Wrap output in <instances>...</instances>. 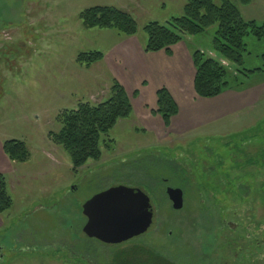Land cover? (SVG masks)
Listing matches in <instances>:
<instances>
[{"label":"rangeland","instance_id":"rangeland-1","mask_svg":"<svg viewBox=\"0 0 264 264\" xmlns=\"http://www.w3.org/2000/svg\"><path fill=\"white\" fill-rule=\"evenodd\" d=\"M232 1L245 20L264 22V0ZM186 2L0 0V144L21 140L30 151L27 161H11L1 172L13 205L0 213V264H114L116 253L135 246L181 264H264V73L243 74L224 59L214 48L215 27L188 35L184 43L191 54L199 49L226 65L230 84L223 94L198 96L190 65L180 95L172 86L175 100L185 106L168 127L152 110L157 89L176 79L178 56L165 62L144 55L137 70L147 82L126 84L130 95L136 90L134 110L103 137L99 161L90 159L74 171L70 154L50 136L60 131L65 110L110 97L120 73L111 55L127 40L147 42L145 25L181 16ZM93 6L131 13L138 24L135 38L115 28L84 27L80 14ZM246 42L249 51L239 68L263 67L264 38L248 36ZM91 51L105 58L90 66L78 61ZM182 63L180 54V70ZM174 124L190 129L176 133ZM3 152L0 160H10ZM119 185L149 195L151 227L120 244L81 238L87 222L82 205ZM168 186L184 190L181 209L173 207Z\"/></svg>","mask_w":264,"mask_h":264},{"label":"trees","instance_id":"trees-1","mask_svg":"<svg viewBox=\"0 0 264 264\" xmlns=\"http://www.w3.org/2000/svg\"><path fill=\"white\" fill-rule=\"evenodd\" d=\"M243 2L247 3L249 0ZM80 17L86 28H115L127 36H134L138 32V24L132 14L115 6H93L82 11ZM212 27H215L214 48L224 59L235 63L238 71L243 74L264 73V66L239 68L244 64L245 54L249 51L246 37L262 40L264 22L245 20L232 0H220L219 3L216 0H187L181 16H175L166 23L153 21L145 25L148 35L145 51H166L172 54V48L184 41L188 35L203 34ZM104 58V52L91 51L81 53L78 61L90 66ZM192 59L196 69L194 89L197 95L210 98L223 94L230 84L226 65L199 49L193 52ZM134 92L136 95V90ZM133 94L130 95L126 87L115 79L111 86V95L106 101L97 104L82 102L76 109L65 110L60 114L59 122L62 127L59 132H51L50 136L70 154L74 171L85 166L90 159L99 161L102 158L103 137L109 134L118 120L132 114ZM156 95V108L152 113L161 116L164 124L169 127L172 117L179 113V105L166 86L159 87ZM3 147L5 153L15 162H25L30 157L25 141L7 140ZM261 156L264 160V153ZM250 161L253 163L254 160ZM262 165L264 166L263 162ZM12 205L7 177L0 173V213L9 210ZM114 264L181 263L164 252L135 246L127 252L116 253Z\"/></svg>","mask_w":264,"mask_h":264},{"label":"water","instance_id":"water-1","mask_svg":"<svg viewBox=\"0 0 264 264\" xmlns=\"http://www.w3.org/2000/svg\"><path fill=\"white\" fill-rule=\"evenodd\" d=\"M167 194L175 209L184 205V191L168 186ZM87 222L80 237L107 244H120L144 234L152 225L154 213L150 197L142 189L124 185L102 190L82 205Z\"/></svg>","mask_w":264,"mask_h":264},{"label":"crops","instance_id":"crops-1","mask_svg":"<svg viewBox=\"0 0 264 264\" xmlns=\"http://www.w3.org/2000/svg\"><path fill=\"white\" fill-rule=\"evenodd\" d=\"M135 36L136 35L130 36L129 39L135 38ZM183 43H184V41H182L181 43L175 45L172 48V54H168L166 51H159V52H152V53L147 52V51H145V44H146V42L143 43V44L138 45V44L135 43L134 40H127L126 43L124 45H122V48H120V50L117 52L116 57L114 58V56L111 55L108 59L111 62L114 63V65L116 66L117 70L120 72V73L117 72L118 79H120L121 81L120 80L119 81L126 87V84H128V83H130V85H131L133 83L139 84V83H141V82L144 81V85H145V83L147 82V80H144L143 76L139 75V72L140 71L137 70V64L140 63V59L144 55H149V54L157 55L161 60H164L165 62H167L169 58L174 57V55L175 56H178L179 62L176 64V67H174V72H173V76L176 79H174V82L172 83V85H170V84L166 85L165 84V85H162V86H166L170 90L171 93H172L171 90H172V86H173L175 89H177V92H179V95H180V80L183 77L182 74L183 73L185 74L184 70H187V68L190 69L191 66H194L193 59H192V54L189 51V47H187L186 44L185 43L183 44ZM180 50H181V53H180ZM175 51H178V52H175ZM180 54H181V57H183V59H184V63H182V64L183 65L185 64L184 67L181 70H180ZM160 68H163V67L160 66ZM142 71H143V73H145L144 70H142ZM160 71L161 70L156 71V72H160ZM123 72H124V74H123ZM125 73L128 75V77H125ZM119 76H121V77H119ZM194 77H195V74H194ZM126 89H128V88L126 87ZM128 92H129V89H128ZM172 95H173L174 98H176L173 93H172ZM193 98L196 99V96H193ZM155 99H156L155 100V103H156L157 97ZM191 100H193V99H191ZM176 101H177V99H176ZM177 103L179 105V113L177 115H175V116L172 117L169 127L172 125L173 120L176 117H178L179 114L182 113L183 108L185 106L184 103H182L181 105H180V103L178 101H177ZM150 107H146V109L147 110L148 109L150 110ZM133 110H134V107H133ZM178 120H179V118L176 120L175 123H177ZM180 122H181V119H180ZM162 123L164 124L163 121H162ZM174 126L175 127H172L173 130L174 131L180 130L179 131L180 133H183V132H185V130L190 129L189 127H187L186 129H182L180 127V129H178L177 126H176V124H174ZM177 131H176V133H177ZM3 145L0 144V150L1 151H4ZM4 153H5V151L3 152V155L6 156L7 154L6 153L4 154ZM8 159H10L9 156H8ZM11 161L13 163L15 162V161H13L11 159L10 160H0V173L1 172H4L5 168H7V166H10Z\"/></svg>","mask_w":264,"mask_h":264}]
</instances>
